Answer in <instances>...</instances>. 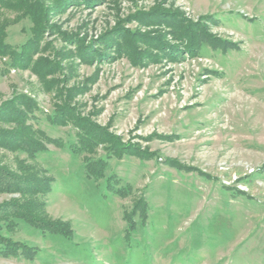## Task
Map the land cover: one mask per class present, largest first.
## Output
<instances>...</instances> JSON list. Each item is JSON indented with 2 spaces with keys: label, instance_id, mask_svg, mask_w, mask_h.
Wrapping results in <instances>:
<instances>
[{
  "label": "rangeland",
  "instance_id": "374dc122",
  "mask_svg": "<svg viewBox=\"0 0 264 264\" xmlns=\"http://www.w3.org/2000/svg\"><path fill=\"white\" fill-rule=\"evenodd\" d=\"M30 4L49 29L28 68L0 54V107L34 101L28 123L45 149L0 148V188L48 187L0 192V207L61 233L5 218L20 252L0 248V264H264V0ZM30 13L0 8V44L33 39ZM172 16L233 49L192 57ZM78 122L111 143L84 147Z\"/></svg>",
  "mask_w": 264,
  "mask_h": 264
},
{
  "label": "trees",
  "instance_id": "16d2710c",
  "mask_svg": "<svg viewBox=\"0 0 264 264\" xmlns=\"http://www.w3.org/2000/svg\"><path fill=\"white\" fill-rule=\"evenodd\" d=\"M20 1V2H19ZM18 2V3H17ZM31 0H0V8L2 9H20L26 13H30L29 17L34 27L32 29L33 39L29 40L24 44L21 50H14L8 44H0V54L1 55H11L13 58L14 65L20 66L22 68H28L29 65L33 62L30 59L31 54L38 50L41 41V37L49 28H45L44 18V8L43 4L32 5L30 4ZM163 17H167L164 15ZM168 18V17H167ZM170 33L173 38L180 42L183 45V49H187L188 53L193 57L199 54L200 50L207 46L212 50H222L224 53H228L231 49V43L225 40H222L211 33L202 26V25H192L184 20H177L176 16L170 18ZM126 41L128 39H125ZM129 44L118 42L117 46L128 45L129 49L133 48L135 44L132 45L134 41L129 40ZM166 45V44H165ZM170 49V47H168ZM120 52V50H119ZM165 52V51H164ZM98 56L99 53H96ZM35 112V102L28 98H18L13 102H8L6 105L0 107V122L7 124H15L19 126L17 130L12 132H4L0 129V148L8 151H25L31 155H37L44 151V142L32 137V127L29 125V120L32 118ZM75 125L83 131V134L80 135L81 143L84 147H88L93 144V142H110V139L106 134H101L100 132L92 130L89 128V125L83 123H75ZM22 138V140H20ZM111 143V142H110ZM122 148V147H120ZM128 150L121 149V151H115L119 156L122 155V152L127 153ZM129 154V153H128ZM26 179H24L25 181ZM25 183L27 186L22 184L17 185L16 187H2L0 192H17V193H38L41 188L47 189L46 187H41L39 179L29 178ZM21 182V180H20ZM36 188V190H33ZM11 205H6L5 209ZM13 206V205H12ZM17 208V207H14ZM18 209V210H17ZM16 210H9L1 212L2 208L0 207V221L5 218H19L27 221L36 228L49 230L52 234L61 233L53 225H50V228L42 227L34 222L32 214L28 212V209L24 207H18ZM31 214V215H30ZM0 248H4V251L1 253L6 257L18 256L20 249L16 244L6 239L1 235L0 232ZM28 252V251H27ZM25 254V253H24Z\"/></svg>",
  "mask_w": 264,
  "mask_h": 264
}]
</instances>
